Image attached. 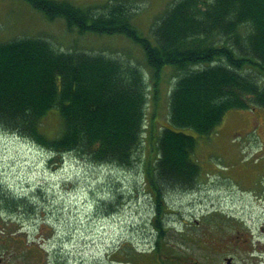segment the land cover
<instances>
[{
    "label": "trees",
    "instance_id": "16d2710c",
    "mask_svg": "<svg viewBox=\"0 0 264 264\" xmlns=\"http://www.w3.org/2000/svg\"><path fill=\"white\" fill-rule=\"evenodd\" d=\"M26 1L50 21L64 18L69 30L125 35L140 45L156 93L163 68L176 69L168 126L156 138L158 155L144 165L158 215L168 191L189 192L200 175L192 159L196 138L179 130L208 136L232 110H264V0H175L151 27L155 42L132 24V0L88 7ZM109 56L58 51L40 37L0 42V130L51 151L59 162L73 153L130 168L144 138L147 84L139 66ZM53 108L61 130L50 139L39 126ZM0 194L11 213L28 206L25 198ZM155 223L162 230L159 216Z\"/></svg>",
    "mask_w": 264,
    "mask_h": 264
},
{
    "label": "rangeland",
    "instance_id": "374dc122",
    "mask_svg": "<svg viewBox=\"0 0 264 264\" xmlns=\"http://www.w3.org/2000/svg\"><path fill=\"white\" fill-rule=\"evenodd\" d=\"M68 1L88 7L109 0ZM173 1L132 0L136 12L132 24L155 42L151 27ZM25 37L47 39L54 49L62 52L119 57L123 63L128 60L139 66L147 80L152 75L146 67L142 47L125 35L82 34L78 28L69 30L64 18L48 20L26 0H0V42ZM175 71L172 66L163 68L155 99V91L148 87L144 138L130 168L97 165L73 153L64 155L62 164L57 165L56 159L49 160L36 144L0 130V192L10 191L13 196L25 198L28 205L15 213L6 210L0 213V234L4 232L8 240L13 237L8 244H0L3 264H89L90 261L100 264L104 247L122 242L132 246L127 250L137 245L139 252L150 251L155 205L145 180V162L154 161L158 155L156 138L161 128L168 126ZM60 130L61 118L53 108L42 119L39 131L54 139ZM179 131L196 138L192 159L201 168V181L191 192L168 191L166 202L171 213L166 218L176 223V228L166 234L176 244L173 251L188 252L195 248L197 256L200 251L205 253L200 248L208 247L202 244L207 238H203L199 248L186 241L191 248L181 245L179 234H188L195 220L206 212L218 206L238 217L260 211L252 210L248 196L241 192L259 194L264 190V112L232 110L208 136L189 129ZM186 226V231H179ZM140 234L149 237L143 238L142 243L137 238ZM32 244L41 245L50 255L42 258L41 250L33 255ZM143 262L157 264L156 258Z\"/></svg>",
    "mask_w": 264,
    "mask_h": 264
},
{
    "label": "flooded vegetation",
    "instance_id": "af4514ba",
    "mask_svg": "<svg viewBox=\"0 0 264 264\" xmlns=\"http://www.w3.org/2000/svg\"><path fill=\"white\" fill-rule=\"evenodd\" d=\"M253 213L240 218L234 214H231L232 217H229V214L228 217L217 213L212 214L211 224H206L207 230L200 229L191 240L194 247L199 248L202 244L208 247H201L200 249L205 253L200 251L197 256L194 253L195 248L188 253H183L187 256L189 264H264V204L259 214L253 216ZM138 236L142 239L149 237L148 234ZM204 237L207 240L200 244ZM149 243L152 245L155 242L151 240ZM126 245L127 242L106 245L104 258L100 264L128 263L123 258Z\"/></svg>",
    "mask_w": 264,
    "mask_h": 264
}]
</instances>
